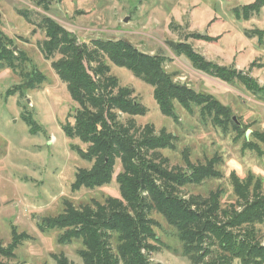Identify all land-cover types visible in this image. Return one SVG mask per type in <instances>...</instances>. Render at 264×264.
<instances>
[{
    "label": "rangeland",
    "instance_id": "rangeland-1",
    "mask_svg": "<svg viewBox=\"0 0 264 264\" xmlns=\"http://www.w3.org/2000/svg\"><path fill=\"white\" fill-rule=\"evenodd\" d=\"M254 0H0V31L12 39L46 77L35 90L24 89L22 95L6 98L7 92L22 83L19 74L0 68V243L7 248L12 234L23 232L31 239L15 250L16 259L0 254V261L24 264H57L54 256L64 254L70 262L83 264L81 241L65 245L59 242L58 230H44L43 220L63 213L65 202L74 206L103 203L120 198L116 174L123 171L118 163L111 184L94 190L72 191L79 169L93 166L79 151L88 146L78 139H68L62 127L73 123L76 103L66 84L52 68L57 55L45 60L39 42L46 40L39 26L28 24L19 10L31 12L36 24L48 17L77 37L80 44L91 46L96 40H123L139 51L166 58L164 69L175 82L186 84L196 92L212 96L231 111V118H202L195 108L188 114L178 103L175 111L179 123L164 116L154 99V89L125 68L110 61L111 75L121 87L134 91L137 101L147 108L145 116L135 117L137 126L153 125L157 132L166 129L179 138L174 150L160 153L173 168H187V163L207 164L219 158L217 169L222 177L201 185L182 189L186 197H208L220 192V204L227 207L236 201L232 177L240 181L259 180L264 192V144L255 134L264 132V93L253 94L241 83H226L197 70L171 44L187 43L205 60L219 66L243 71L264 87V8L250 20L237 19L236 10ZM180 26L171 29V24ZM190 34L200 37L193 39ZM260 35V36H259ZM19 72V71H18ZM207 115V114H206ZM31 118L40 130L32 135L24 118ZM233 117L242 124L237 133L229 123ZM128 119L124 114L121 120ZM260 150L261 155L251 149ZM154 231L159 237L158 252L151 260L159 264H190L183 256L177 231L159 215ZM264 245V224L257 225Z\"/></svg>",
    "mask_w": 264,
    "mask_h": 264
},
{
    "label": "trees",
    "instance_id": "trees-1",
    "mask_svg": "<svg viewBox=\"0 0 264 264\" xmlns=\"http://www.w3.org/2000/svg\"><path fill=\"white\" fill-rule=\"evenodd\" d=\"M263 8L264 0H254L236 10L235 16L248 21ZM19 15L45 32L46 40L39 42V50L47 61L60 56L52 62V68L77 105L70 116L73 123L68 121L62 130L68 139H78L88 146L86 151L79 152L93 166L78 170L72 191L109 185L115 166L120 163L123 169L116 174L120 198L109 197L103 203L92 201L80 207L66 201L62 214L44 218L43 229L58 230L61 244L81 241L83 249L78 254L83 264H159L151 260L159 244L154 231L156 214L176 229L183 256L190 264H264V245L257 230V225L264 224L261 182H254L252 177L240 181L233 176L236 201L227 207L220 204L219 191L208 197L187 198L182 192L186 186L222 177L217 169L219 158L205 165L188 162L186 169L170 167L169 159L160 151L174 150L179 138L166 129L157 132L153 125L137 126L135 117L145 116L148 110L133 97L132 89L120 86L105 60L151 86L161 113L175 123H179L175 103L190 115L195 108L201 109L202 118L228 120L231 111L212 96L175 82L164 69L163 55L141 52L123 40H96L91 46L82 45L75 35L48 17L36 24L30 11L19 10ZM173 27L180 26L172 23V30ZM170 47L209 76L226 83L239 82L253 94L264 93V87L250 75L205 60L187 43H173ZM30 63L28 55L0 31V68L11 69L22 80L7 92L6 98L22 95L24 89L35 90L46 82L35 65L27 70ZM123 114L128 117L125 122L121 120ZM24 120L32 135L40 131L30 117ZM229 123L235 132L242 130V124L233 119ZM254 136L264 144V132ZM251 150L262 154L260 150ZM30 239L27 233L17 235L14 231L7 248L0 243V254L16 259L15 250ZM54 259L57 264H75L64 254L55 255Z\"/></svg>",
    "mask_w": 264,
    "mask_h": 264
},
{
    "label": "water",
    "instance_id": "water-1",
    "mask_svg": "<svg viewBox=\"0 0 264 264\" xmlns=\"http://www.w3.org/2000/svg\"><path fill=\"white\" fill-rule=\"evenodd\" d=\"M241 73H242V72H241ZM233 120H234L236 123L240 124V123L237 121V118H236V117H233Z\"/></svg>",
    "mask_w": 264,
    "mask_h": 264
}]
</instances>
